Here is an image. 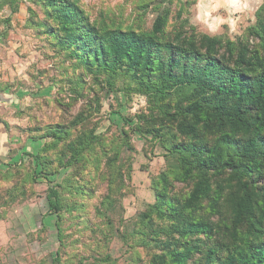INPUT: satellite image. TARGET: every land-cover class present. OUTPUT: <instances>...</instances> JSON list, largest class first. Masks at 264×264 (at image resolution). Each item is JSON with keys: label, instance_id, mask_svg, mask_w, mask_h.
Listing matches in <instances>:
<instances>
[{"label": "rangeland", "instance_id": "obj_1", "mask_svg": "<svg viewBox=\"0 0 264 264\" xmlns=\"http://www.w3.org/2000/svg\"><path fill=\"white\" fill-rule=\"evenodd\" d=\"M74 1L99 35H149L162 22L161 43H215L219 58L233 54L231 65L245 47L264 57V0ZM46 6L0 0V264H160L169 259L164 242L199 238L180 237L185 224H228V173L211 168L209 198L185 210L193 184L177 179L182 168L168 153L166 129H151L158 105L173 113L191 91L173 90L157 105L141 92L143 81L87 69ZM199 134L227 156L216 131ZM164 193L174 216L160 209ZM199 262L196 254L191 263Z\"/></svg>", "mask_w": 264, "mask_h": 264}, {"label": "trees", "instance_id": "obj_2", "mask_svg": "<svg viewBox=\"0 0 264 264\" xmlns=\"http://www.w3.org/2000/svg\"><path fill=\"white\" fill-rule=\"evenodd\" d=\"M46 4L63 44L87 69L95 67L111 76L123 74L143 81L139 84L141 92L150 95L157 105L165 103L166 94L173 90L182 94L191 91L186 104L177 105L173 113L171 108L158 105L159 114L153 119L159 122L151 127L166 129L168 139H162L170 157L182 168L177 179L193 184L183 203L185 210L195 211L209 198L211 168L214 175L228 173L234 185L235 191L227 198L229 223L185 224L179 230L180 237L199 238L164 242L169 259L162 256L158 262L193 264L197 254L201 257L198 264H264V57L260 58L258 51L249 56L245 47L231 65L228 58L233 54L228 52L227 59L219 58L215 43L201 42L189 48L161 43L155 37L162 32V22L149 35L119 29L99 35L88 28L85 14L74 0H46ZM153 119L150 121L155 122ZM204 130L219 134L220 144L227 148L225 158L219 145L209 149L202 143L199 133ZM170 134L185 140L179 143ZM76 156L77 151L73 158ZM32 157L40 166L39 157ZM53 189L48 201L57 212ZM158 199L160 209L166 207L174 216V202L167 201L165 193Z\"/></svg>", "mask_w": 264, "mask_h": 264}, {"label": "water", "instance_id": "obj_3", "mask_svg": "<svg viewBox=\"0 0 264 264\" xmlns=\"http://www.w3.org/2000/svg\"><path fill=\"white\" fill-rule=\"evenodd\" d=\"M0 98H1V96H0ZM1 100V99H0Z\"/></svg>", "mask_w": 264, "mask_h": 264}]
</instances>
